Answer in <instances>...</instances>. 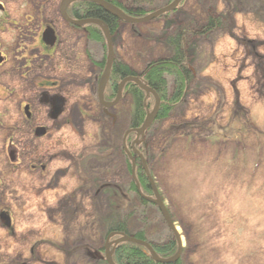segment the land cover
<instances>
[{
	"label": "rangeland",
	"instance_id": "1",
	"mask_svg": "<svg viewBox=\"0 0 264 264\" xmlns=\"http://www.w3.org/2000/svg\"><path fill=\"white\" fill-rule=\"evenodd\" d=\"M116 1L146 15L171 3ZM179 7L149 21L123 22L112 36L115 58L140 73L168 57L167 35L189 32L192 80L168 119L145 133L140 153L151 175L149 160L151 177L178 229L183 264H264V0H186ZM210 15H221L222 27L195 36L196 23ZM80 34V77L87 84L89 76L98 78L93 62L106 59L108 48ZM124 96L116 104L115 125L85 122L67 129V144L29 145L31 153L45 155L33 161L44 158L50 171L45 176L37 171L30 191L25 161L19 187L3 189L8 192L4 204L18 202L13 205L15 233L0 226V264H106L104 224L114 213L116 193L124 199L118 201L124 208L120 216L133 229L145 230L158 244L176 239L155 204L131 212L137 198L129 194L133 166L131 171L124 149L136 137L128 144L131 97ZM65 171L67 178L60 175Z\"/></svg>",
	"mask_w": 264,
	"mask_h": 264
},
{
	"label": "flooded vegetation",
	"instance_id": "2",
	"mask_svg": "<svg viewBox=\"0 0 264 264\" xmlns=\"http://www.w3.org/2000/svg\"><path fill=\"white\" fill-rule=\"evenodd\" d=\"M106 1L113 3L116 0ZM63 2L0 0V226L13 233L16 229L13 205L18 201L12 196L15 201L4 204L2 200H7L8 192L3 189L10 187L16 190L20 185L19 177L26 170L30 178L28 187L32 191L30 188L34 186L33 176L36 172L40 171L45 176V172L50 171V166L42 163L44 158H40L37 164L33 161L45 155L40 150L31 153L29 145L39 143L50 148L51 145L67 144L68 128L83 126L85 122L91 126L115 125L119 119L116 109L119 104L105 109L98 100L99 82L107 58L103 56L101 60L93 62V70L98 69L96 80L93 74L86 84L80 77L84 57L80 33H88L86 27L94 24L78 25L69 21L62 11ZM89 3L97 5L90 1H72L66 7V15L78 22L97 19L91 18L90 11L85 10L84 4ZM115 5L129 14L121 6ZM128 9L134 13L141 11L138 7ZM119 62L115 58L105 88L107 102L115 99L108 95V90L114 67ZM84 112H90L93 116H85ZM127 115L130 120V112ZM142 141L136 145L143 144ZM136 145V153L132 145L124 149L129 164H132L133 154L135 160L137 155L143 153L136 149ZM25 161L29 162V168L23 170ZM68 171L60 175L67 178ZM48 184L50 188L52 181H48ZM118 237H112L110 242Z\"/></svg>",
	"mask_w": 264,
	"mask_h": 264
},
{
	"label": "trees",
	"instance_id": "3",
	"mask_svg": "<svg viewBox=\"0 0 264 264\" xmlns=\"http://www.w3.org/2000/svg\"><path fill=\"white\" fill-rule=\"evenodd\" d=\"M172 2L173 0H168ZM184 0L182 4L185 3ZM113 3L124 8L129 14L133 16H144L146 13L144 11H138L134 13L132 10L128 9L126 6L122 5V3H118L114 1ZM86 6L85 10L90 11L91 18H97L105 22L108 26L111 35L114 36L118 33L119 25L122 24L116 17L110 15L105 10H103L98 5L94 4H84ZM180 8V7H179ZM222 16H209L205 22L196 23L197 28L194 32V35L200 36H208L212 34L215 30L220 29L223 25ZM87 35L90 39L102 43L106 42L105 36L102 30L96 25L87 26ZM188 30H181L172 35H167L164 38V44L170 50L168 57L154 60L150 62L147 67L142 71L138 72L131 65L125 63L120 60V62L115 65L111 83H110V91L108 95L111 98H115L118 90V85L120 81L128 76H138L141 80H143L150 88L157 92V94L161 98V104L159 108V114L157 119L154 121V124L157 121H163L168 119L170 116V112L174 109V107L182 100L184 97L187 87L192 80L191 71L187 65V38H188ZM168 78L172 79V92H169V81ZM125 94L130 95L131 97V111H130V124L128 126L127 131L132 129L140 128L147 116L148 108L151 109L155 104V98L153 95L147 97L146 92L141 89L137 84L133 82H128L126 84ZM153 124V125H154ZM152 125V126H153ZM152 128V127H151ZM150 128V129H151ZM146 131V134L148 131ZM134 137H136L135 132H131L127 137L128 144H131ZM145 144H137V150L145 151ZM136 177L137 181L140 185V189L145 196H152L153 190L149 181V178L146 175L144 170V166L140 160V158L136 159ZM149 164V168L151 171V175L154 177V172L151 169L149 160L147 161ZM131 164V171H132ZM130 191L133 192L135 197L137 198V202L133 203V208H131V212L138 210H145L152 203L145 199L138 190L137 182L132 177L131 179V187ZM116 198H114V202L117 201L115 208L113 210V214L108 218L107 222L104 224L105 234L104 237L107 239L111 233H125L130 236H134L135 238L147 241L152 244L156 253L164 259L173 257L178 250V244L175 238L169 239L165 243H154L149 240L147 237V232L145 230H135L128 222L129 220L126 217L120 216L121 209H124L123 206H119V199L121 202L124 200L122 196L117 193L114 194ZM121 208V209H120ZM113 261L115 264H183L181 259L172 263H159L153 259L150 252L147 248L134 244L131 242H123L118 244L113 252ZM107 264V261L104 260Z\"/></svg>",
	"mask_w": 264,
	"mask_h": 264
},
{
	"label": "water",
	"instance_id": "4",
	"mask_svg": "<svg viewBox=\"0 0 264 264\" xmlns=\"http://www.w3.org/2000/svg\"><path fill=\"white\" fill-rule=\"evenodd\" d=\"M72 1H76V0H64L63 4H62V11L63 14L67 17V19L75 24L78 25H86V24H94L97 25L103 32L104 36H105V40H106V45L108 48V54H107V60H106V67L104 69V72L102 74V77L100 79L99 82V101L100 103L106 108H111L114 107L116 104L119 103V101L122 99L123 97V91H124V87L126 85V83L128 82H133L135 84H137L141 89H143L146 92L147 97L150 95H153L155 98V105L154 108L150 111H147V116L146 119L143 123V125L140 128L137 129H132L129 130L126 134L129 135L131 132H135L136 133V140L133 142L132 144V148L133 151L136 153L137 151L135 150V145L136 143H139L140 141L143 140L146 131L150 128V126L154 123V121L157 119L158 114H159V108H160V104H161V98L160 96L157 94L156 91H154L152 88H150L143 80H141L138 76H128L126 78H124L118 85V90H117V95L115 97V99L112 102H106L105 101V97H104V93H105V88L108 84L110 75H111V70H112V66L115 60V53H114V48H113V42H112V35L111 32L108 28V26L105 24V22H103L102 20L99 19H85L83 21H72L67 15H66V7L69 3H71ZM82 1H90L93 3H96L97 5H99L103 10H105L107 13H109L110 15L116 17L117 19H119L120 21H125V22H129V23H141V22H145V21H149L152 19H155L161 15H164L166 13L175 11L179 5L182 3L183 0H173L171 3H169L166 7L161 8L153 13H150L144 17H133L129 14H127L124 10H122L121 8H119L118 6H116L115 4L108 2L106 0H82ZM126 142V137L124 140V143ZM129 152V151H128ZM141 157V160L143 162V166L145 168V171L147 172V176L149 178L152 190H153V194L154 197H149V196H145L141 189H140V185L137 181V177L135 174V169H136V163L134 161V159L132 158V165H133V177L137 182V186H138V190L140 192V194L142 196L145 197V199H147L149 202L155 204L160 212L162 213V216L164 218V220L166 221V224L168 225V227L171 229V231L175 234L176 236V241L178 244V250L177 253L171 257V258H161L155 251V249L153 248L152 244H150L147 241L135 238L134 236H130L127 235L125 233H111L108 236L107 239V243L105 245L106 248V255H105V259L107 261L108 264H115V262L113 261V252L115 247L123 242H131L134 244H138L141 245L145 248H147V250L150 252L151 256L153 257V259L159 263H172V262H176L179 260L180 255L183 251V243L181 240V237L179 235L178 229L175 226V223L170 215V212L164 202V200L162 199L159 190L153 180V178L151 177L147 167H146V163L144 161L143 155L139 154ZM119 236L116 240L111 241L110 239L114 236Z\"/></svg>",
	"mask_w": 264,
	"mask_h": 264
}]
</instances>
